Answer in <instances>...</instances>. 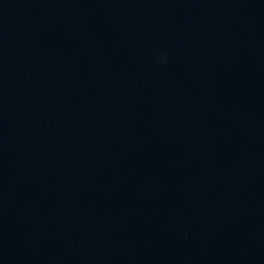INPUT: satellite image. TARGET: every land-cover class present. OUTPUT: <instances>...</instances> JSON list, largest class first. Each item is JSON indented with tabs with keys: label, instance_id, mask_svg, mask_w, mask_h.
I'll use <instances>...</instances> for the list:
<instances>
[{
	"label": "water",
	"instance_id": "1",
	"mask_svg": "<svg viewBox=\"0 0 264 264\" xmlns=\"http://www.w3.org/2000/svg\"><path fill=\"white\" fill-rule=\"evenodd\" d=\"M0 264H264V0H0Z\"/></svg>",
	"mask_w": 264,
	"mask_h": 264
}]
</instances>
